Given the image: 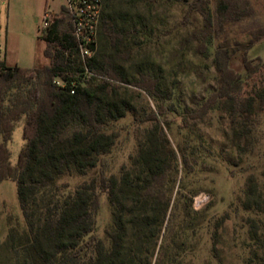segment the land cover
Listing matches in <instances>:
<instances>
[{"label":"trees","instance_id":"obj_1","mask_svg":"<svg viewBox=\"0 0 264 264\" xmlns=\"http://www.w3.org/2000/svg\"><path fill=\"white\" fill-rule=\"evenodd\" d=\"M201 10L211 25L212 14ZM55 18L43 37L50 64L8 66L0 55V182H17L26 221V229L10 230L0 246V264H171L176 258L169 254L171 244H175L170 239L182 213V193L173 204L179 155L171 148L164 129L168 108L160 104L157 112L146 116L153 125L138 140L136 154L118 174L107 175L105 160L117 138L115 132L107 130L108 125L135 110L122 97V84L162 98L161 81L145 70L128 78L119 60L103 49L97 50L86 65L104 81L86 86L76 83L72 93L73 80L68 75L73 63L62 52L53 53L50 45L59 42L65 50H78L73 49L76 44L70 32L59 35ZM209 34L208 30L196 31L189 40L199 41V50L205 53ZM127 37L126 28L119 26L116 18L103 14L100 40L112 47L117 58L130 56ZM250 47L243 54L241 71L231 66L227 47L216 49L214 65L220 86L191 114L201 119L219 106L224 108L232 117L234 144L244 154L259 143L257 114L264 108V87L248 91L250 80L264 77V59L249 57ZM80 67L76 71L84 74L85 64L80 63ZM57 77L66 82L65 87L56 83ZM22 119L25 144L13 165L8 143ZM184 162L189 163L187 158ZM95 170L94 176L85 178ZM79 178L84 179L77 181ZM74 180L77 182L72 186ZM104 193L112 208L106 240L93 235ZM239 202L244 210L255 213L247 220L250 238L262 241L264 179L250 174Z\"/></svg>","mask_w":264,"mask_h":264},{"label":"rangeland","instance_id":"obj_2","mask_svg":"<svg viewBox=\"0 0 264 264\" xmlns=\"http://www.w3.org/2000/svg\"><path fill=\"white\" fill-rule=\"evenodd\" d=\"M46 8L57 16L59 35L70 32L74 36L67 0H0V55L8 66L32 68L51 63L43 38ZM201 9L212 14L211 25L205 22ZM103 14H111L119 26L126 28L129 57L117 58L112 47L100 40ZM201 30L210 31L205 53L199 50V41L189 40L193 32ZM249 44L247 55L264 59V0H101L94 55L104 49L119 60L128 78L137 77L140 70L158 76L164 91L162 98H154L141 89L122 84L120 93L135 110L107 127L117 138L111 153L105 155L106 173L118 174L124 164H129L130 157L137 152L138 140L153 125L145 120L146 116L164 104L169 113L164 129L171 148L179 155L173 204L182 193V213L170 239L175 244H171L169 254L176 258L171 264H249L250 257L251 264H264V239L255 242L249 234L247 220L255 213L244 210L239 202L250 174L264 179V108L257 114L259 143L246 154L234 144L232 117L224 108L219 106L201 119L191 117L202 100L220 86L214 65L216 49L227 47L232 56L231 66L241 71ZM50 46L53 53L62 52L72 61V73L68 76L74 82L86 86L104 81L102 76L89 78L76 71L81 69L80 63L84 64L78 51L65 50L59 42ZM263 87L262 76L248 83L249 92ZM23 130L24 119L16 123L8 143L13 165L25 144ZM95 172L98 170L85 178H91ZM76 182L72 181V186ZM111 222L112 208L104 193L93 235L106 240L105 232ZM12 229L23 231L26 221L17 182L5 179L0 182V246Z\"/></svg>","mask_w":264,"mask_h":264},{"label":"built area","instance_id":"obj_3","mask_svg":"<svg viewBox=\"0 0 264 264\" xmlns=\"http://www.w3.org/2000/svg\"><path fill=\"white\" fill-rule=\"evenodd\" d=\"M67 6L74 25V40L76 45L73 49H77L84 58V75L89 78L96 76L89 70L86 64L96 50V35L100 22L101 0H67ZM55 20V12L51 8H46L42 20L43 30L46 31V34L51 29ZM56 83L62 87L66 86V82L61 77L56 78ZM75 85L76 82L73 81L71 87L72 93L75 92Z\"/></svg>","mask_w":264,"mask_h":264}]
</instances>
